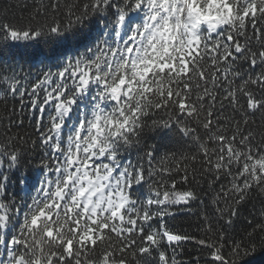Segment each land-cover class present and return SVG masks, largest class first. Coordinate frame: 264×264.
<instances>
[{"label":"snow or ice","instance_id":"1","mask_svg":"<svg viewBox=\"0 0 264 264\" xmlns=\"http://www.w3.org/2000/svg\"><path fill=\"white\" fill-rule=\"evenodd\" d=\"M0 85V264H186L185 242L191 264L264 251V207L234 235L264 202V0H16L0 9ZM160 131L181 143L157 160ZM33 133L39 172L17 205L10 174ZM205 187L202 234L174 231L167 218L204 205Z\"/></svg>","mask_w":264,"mask_h":264},{"label":"trees","instance_id":"2","mask_svg":"<svg viewBox=\"0 0 264 264\" xmlns=\"http://www.w3.org/2000/svg\"><path fill=\"white\" fill-rule=\"evenodd\" d=\"M16 0H0V9H3L5 5L9 3H15ZM16 12L17 17L19 16V10L14 9ZM106 20L109 18H105ZM104 21L100 20H92L89 22V29L92 32L98 31ZM25 71H32L35 72V68H29L28 65H25ZM3 90V85H0V91ZM14 101L9 98L8 101V108L10 109L13 106ZM19 110L18 104H17V111ZM5 107L3 103V97H0V118L4 117L5 114ZM31 131V128L28 129ZM6 131L5 125L0 124V141L4 140V132ZM13 131H16L13 129ZM33 139H36L37 146L35 148L31 147V145H26L23 148L24 151V158H23V168L20 171H13L10 174V180L8 184V194L6 199L12 200L14 199L16 201V204L19 205L21 203L20 197L24 195V192L21 190L22 185L19 183V180L22 175H25V178L29 182H34L36 178L37 172H39V169L36 167L37 163L42 157L41 149L39 148V140L33 133ZM149 141L152 143H155L158 147V156L157 160L159 159V156L163 155L165 152L169 150H173L179 147V144L181 143L179 140V137L174 136L168 132L160 131L155 134H150ZM19 146V145H17ZM131 159H136V153H133L130 157ZM0 171H7V167L5 166L4 169H0ZM180 187V185H178ZM204 192H207V195H203L202 198L204 199V205H200L198 202L194 204L193 211L192 212H184L180 213L174 218H167L168 225L174 230L179 231L182 233H187L192 236H200L202 233L200 232V228L203 226V222L201 219L202 212L207 211L209 216L214 215L213 206L211 204V196L212 193L205 189ZM261 207H264V202H262L260 199H254L252 202L248 203L246 206H244L242 213H241V219L237 220L234 226V235L239 238L243 234V230L247 227L246 221L244 220V217H249L250 213L252 212H258ZM197 255V246L193 244L192 242H185L184 248L182 253L179 256V259L186 262V264H191V261L193 258ZM201 260L204 259V255L201 252ZM245 264H264V251H257L253 256H250L246 259Z\"/></svg>","mask_w":264,"mask_h":264}]
</instances>
